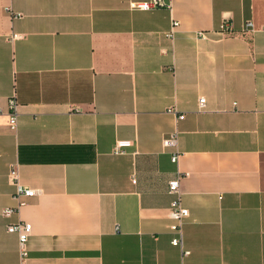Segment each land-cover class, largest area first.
Segmentation results:
<instances>
[{"label":"crops","instance_id":"0c3cea01","mask_svg":"<svg viewBox=\"0 0 264 264\" xmlns=\"http://www.w3.org/2000/svg\"><path fill=\"white\" fill-rule=\"evenodd\" d=\"M145 1L0 0V264H21L19 221L28 264H264V0Z\"/></svg>","mask_w":264,"mask_h":264},{"label":"built area","instance_id":"2783aa9c","mask_svg":"<svg viewBox=\"0 0 264 264\" xmlns=\"http://www.w3.org/2000/svg\"><path fill=\"white\" fill-rule=\"evenodd\" d=\"M161 7H169L172 8V3L167 4L164 0H148L145 2L135 3L133 4V8L140 9L143 11H149L156 8ZM179 22L174 20L171 26V29L167 32L166 36L173 40L176 34V31L179 27ZM253 26L251 22L246 24V29H252ZM234 26L230 21H224L220 28L215 31H204L200 30L195 32V36L199 40H208L211 33H218L222 36H232L234 34ZM20 35H14L13 39L21 38ZM206 108V99L202 98L199 100V111H203ZM170 113L177 114L176 108H170ZM184 116H179V119H183ZM19 119V103L15 98H11L9 100V125L15 130L18 125ZM178 137L177 135H173L171 137L165 138L163 140V145L165 147H174L177 148ZM131 143L127 141H120L116 144L115 153L123 154L125 153V149L130 147ZM178 160V155L176 154L173 157V161L176 162ZM187 174L184 175V177ZM183 176L178 177L169 182V193L173 195L174 199L171 204V217L173 219V224L171 225V230L176 234V237L172 240V244L174 246L183 247V224L186 218L189 216V210L183 205L182 195H181V179ZM10 180L13 182L16 188L15 198L19 200L20 206L25 203L24 198H31L37 195V191L26 188L22 186L19 173L16 168H13L10 172ZM135 181V180H134ZM19 206V207H20ZM17 209H6L3 213L5 217H11ZM8 232L14 233L18 235L19 238V252H20V260L21 264H28L29 260V240L32 234V225L25 221H19L13 224H10L7 228ZM187 253V252H186Z\"/></svg>","mask_w":264,"mask_h":264}]
</instances>
